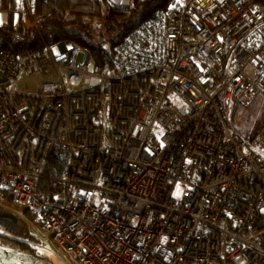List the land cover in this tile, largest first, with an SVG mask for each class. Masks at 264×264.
I'll return each mask as SVG.
<instances>
[{"label":"built area","instance_id":"2783aa9c","mask_svg":"<svg viewBox=\"0 0 264 264\" xmlns=\"http://www.w3.org/2000/svg\"><path fill=\"white\" fill-rule=\"evenodd\" d=\"M42 41L0 49V196L66 263L264 264V126L245 138L227 112L264 101V2L170 0L112 63Z\"/></svg>","mask_w":264,"mask_h":264},{"label":"trees","instance_id":"16d2710c","mask_svg":"<svg viewBox=\"0 0 264 264\" xmlns=\"http://www.w3.org/2000/svg\"><path fill=\"white\" fill-rule=\"evenodd\" d=\"M169 1L130 0L128 6L114 3L111 6L107 0H27L30 13L26 4L20 0L19 2L0 0V10L6 13H4L5 17L1 16L2 12L0 13V49H9L17 53L23 49L40 48L43 39L50 44L69 39L86 47L92 61L112 63L116 48L126 41L129 33L140 22L158 11H163ZM256 1L264 2V0ZM24 16L33 25H28ZM16 36L21 37V40L14 41ZM263 125L264 123H261L251 137ZM1 199L3 198L0 197V203L16 207L11 206L9 201H1ZM22 211L28 215L26 208H22ZM21 229L14 234L27 241L0 233V244L37 255L36 249L29 243L30 241L38 243L35 236L25 228L22 231ZM40 258L48 260L46 257Z\"/></svg>","mask_w":264,"mask_h":264},{"label":"rangeland","instance_id":"374dc122","mask_svg":"<svg viewBox=\"0 0 264 264\" xmlns=\"http://www.w3.org/2000/svg\"><path fill=\"white\" fill-rule=\"evenodd\" d=\"M0 11L2 12L1 16L3 15V17H5L6 13L2 10ZM6 19L7 16L5 20ZM2 20L4 21V19ZM25 21L28 25H33L31 21L27 19V17H25ZM53 52L54 53L56 52V48L54 47H53ZM41 82L42 81L38 76L27 75L25 73H22L19 76L16 84V92L33 94L36 92ZM237 99L238 100L234 99L233 101L227 104L228 116L230 118L232 125L237 130V132L241 136L245 138H249L251 137L252 133L261 125V123H264V101L260 96L254 99H250L246 97H239ZM181 193H182V188L177 189L176 195H180ZM2 198L4 200L1 199V201H9L11 203V200L5 194L2 195ZM1 204L2 203H0V205ZM2 205L3 207L5 206L4 208L6 210L11 211L12 213L16 214L19 217L22 223L21 231L24 230L25 228V230H29L35 236L36 238L35 240L38 241V243H34L32 241H30L29 243L32 247L36 249L37 255H40V252L38 251L39 246L51 247L54 250V254L59 259H62V261H64V264H67L63 251L56 245L52 236H50V232L39 226V224H36V222L33 220V216L29 213L28 210H27L28 215L24 214L22 208L25 207L21 205H13V204L11 206H16L17 208L10 207L5 204ZM0 233L12 238L15 237L14 235H17V234H12L11 232L7 231L4 228H0ZM20 238L27 241L22 237Z\"/></svg>","mask_w":264,"mask_h":264},{"label":"water","instance_id":"95a60500","mask_svg":"<svg viewBox=\"0 0 264 264\" xmlns=\"http://www.w3.org/2000/svg\"><path fill=\"white\" fill-rule=\"evenodd\" d=\"M115 5L128 6L130 0H110ZM22 223L19 217L0 206V228L11 233H17ZM41 255H32L11 246L0 244V264H52L50 260H43Z\"/></svg>","mask_w":264,"mask_h":264},{"label":"bare ground","instance_id":"6f19581e","mask_svg":"<svg viewBox=\"0 0 264 264\" xmlns=\"http://www.w3.org/2000/svg\"><path fill=\"white\" fill-rule=\"evenodd\" d=\"M38 251L42 257H46L52 262V264H64V262L59 259L48 247L39 246Z\"/></svg>","mask_w":264,"mask_h":264},{"label":"crops","instance_id":"0c3cea01","mask_svg":"<svg viewBox=\"0 0 264 264\" xmlns=\"http://www.w3.org/2000/svg\"><path fill=\"white\" fill-rule=\"evenodd\" d=\"M1 195H3V194H1ZM0 197H2V196H0ZM34 220V219H33ZM36 222V221H35ZM37 223V222H36ZM22 228V227H21ZM12 234H14V233H12ZM53 253H54V250L51 248V247H48Z\"/></svg>","mask_w":264,"mask_h":264},{"label":"flooded vegetation","instance_id":"af4514ba","mask_svg":"<svg viewBox=\"0 0 264 264\" xmlns=\"http://www.w3.org/2000/svg\"><path fill=\"white\" fill-rule=\"evenodd\" d=\"M14 236H15V238L21 239L20 236H18V235H14Z\"/></svg>","mask_w":264,"mask_h":264},{"label":"snow or ice","instance_id":"6c2138e0","mask_svg":"<svg viewBox=\"0 0 264 264\" xmlns=\"http://www.w3.org/2000/svg\"><path fill=\"white\" fill-rule=\"evenodd\" d=\"M18 2H19V0H18Z\"/></svg>","mask_w":264,"mask_h":264}]
</instances>
